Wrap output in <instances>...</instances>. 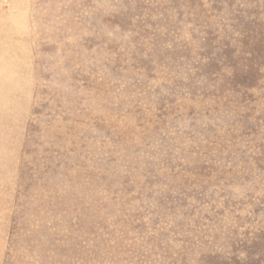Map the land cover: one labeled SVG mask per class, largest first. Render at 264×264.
I'll return each instance as SVG.
<instances>
[{
  "label": "rangeland",
  "instance_id": "rangeland-1",
  "mask_svg": "<svg viewBox=\"0 0 264 264\" xmlns=\"http://www.w3.org/2000/svg\"><path fill=\"white\" fill-rule=\"evenodd\" d=\"M0 264H264V0H0Z\"/></svg>",
  "mask_w": 264,
  "mask_h": 264
}]
</instances>
